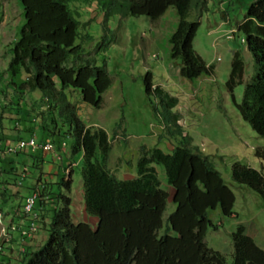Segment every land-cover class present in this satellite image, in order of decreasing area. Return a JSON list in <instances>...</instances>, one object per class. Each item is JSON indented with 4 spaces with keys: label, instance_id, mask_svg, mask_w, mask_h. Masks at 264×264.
Instances as JSON below:
<instances>
[{
    "label": "trees",
    "instance_id": "obj_1",
    "mask_svg": "<svg viewBox=\"0 0 264 264\" xmlns=\"http://www.w3.org/2000/svg\"><path fill=\"white\" fill-rule=\"evenodd\" d=\"M81 1H94L102 12L99 45L103 48L115 37L108 23L112 16L146 15L154 20L173 6L178 24L169 41L172 58L180 61V76L192 80L214 73V66L206 63L192 46L198 22L188 20V13L194 0H21L24 21L10 48L9 80L16 91L27 85L45 101L39 141L49 138L51 141H47L53 143L58 139L61 145L63 138H69L67 165H72L75 156L81 154L83 209L97 221L92 227L85 221L73 220L72 181L67 174L58 172L55 181L49 183L37 177L27 194L38 191L35 223L39 217H47V236L37 249L21 246L15 264H264V250L243 223H238L231 234V261L205 242L207 231L219 226L213 223L209 211L219 208L222 216H236L235 195L209 156L185 134L179 116L172 110L177 99L154 85L150 72L145 74L143 83L153 111L169 135L180 139L167 152L157 146H139L136 174L119 178L109 168L111 142L107 131L86 125L65 92L66 88L77 89L82 101L97 109L102 94L111 85L105 62L99 65L95 56L84 54L82 43L92 36L79 30L78 13L71 7ZM195 1L194 5H198ZM239 29L252 56L253 74L237 103L233 90L242 82L244 63L235 54L226 88L241 117L264 137V0L251 1ZM153 97L160 107L152 101ZM12 104L19 106L17 100ZM5 108L0 104V117ZM8 119L12 124L15 118ZM1 122L0 166L8 154ZM255 155L264 160V150L256 149ZM10 164L9 170L1 167L4 177L0 183L5 190L8 186L20 187L18 177H25L23 167L18 174L15 171L19 167ZM157 167L163 170L166 185L172 189L171 199L162 187ZM231 178L264 201L263 170L236 162L231 166ZM168 199L175 208L164 219ZM18 211L23 219H28L23 207L19 206ZM11 224L7 231H27V224L22 228L15 223V229ZM13 232L8 245L15 241ZM1 247L0 264H8L2 256L10 260V255L3 253ZM9 249L15 250L11 246Z\"/></svg>",
    "mask_w": 264,
    "mask_h": 264
},
{
    "label": "rangeland",
    "instance_id": "obj_2",
    "mask_svg": "<svg viewBox=\"0 0 264 264\" xmlns=\"http://www.w3.org/2000/svg\"><path fill=\"white\" fill-rule=\"evenodd\" d=\"M197 1L198 5H194V0L188 13V20L198 22L192 46L206 63L214 66L212 75L202 74L192 80L180 76V61L172 58L169 41L178 24V15L173 6L154 20L146 15L112 16L108 23L115 37L103 48L99 45L103 34L100 26L102 12L94 1H81L71 4V7L78 13L79 30L92 36L91 40L82 43L84 54L95 56L99 65L105 62L111 85L102 94V103L97 109L83 102L77 89L66 88L65 92L77 106L78 116L86 125L99 126L107 131L111 142L108 166L119 178L125 174H136L139 146H157L167 152L180 139L170 136L156 117L145 92V74L150 72L152 83L177 99L172 110L179 116L185 134L191 138L193 145L209 156L235 195L233 210L236 216H222L219 208L210 210V218L219 226L210 228L205 236L209 247L225 254L227 260L231 261V234L238 223L246 225L248 234L264 250V201L246 185L238 184L231 178V166L236 162L263 170L264 174V160L255 155L256 149L264 150V137L259 136L241 117L226 88L235 54L244 63L242 82L233 90L237 103L241 102L244 85L253 74L252 56L247 49L245 35L239 29L252 0ZM23 21L21 0H0V104L6 106L0 121L3 127L8 125L14 130L19 122L29 124L40 136L39 125L45 115V101L27 85L22 86V91H16L7 72L10 48L19 36ZM76 43H80L79 40ZM16 100L19 106L12 104ZM152 101L160 107L157 99L153 97ZM10 117L15 118L12 124L8 119ZM56 140L50 143L49 139L51 148L48 149L49 153L46 152V158L43 153L37 154L35 168L29 169L24 179L18 177L22 186L18 192L12 191L14 186L5 190L2 188L4 184L0 183V246L7 245L2 231L6 232L8 228L9 213H15L21 206L26 188L35 182L36 177L46 183L55 181L56 174L61 171L72 181L70 197L73 220L95 226L97 220L83 209L81 154L75 156L74 165H67L68 155L59 147L55 148L58 144ZM62 140L68 150L70 139ZM55 152H58V156ZM51 154L59 159H52ZM12 158L8 154L3 157L0 180L4 177L1 167L5 168L4 171L9 170L10 162L14 164ZM44 161L45 166H42ZM157 170L163 186L168 188L163 170L160 167ZM20 171L15 172L19 174ZM3 191L6 193L3 194ZM170 199L163 214L164 219L175 208ZM46 218L39 217L35 229L41 227L40 230L44 231ZM37 229L32 231V235ZM18 240L14 241L17 243H14L17 245L16 252L20 248ZM2 258L8 264H14V258L8 260L5 255Z\"/></svg>",
    "mask_w": 264,
    "mask_h": 264
},
{
    "label": "crops",
    "instance_id": "obj_3",
    "mask_svg": "<svg viewBox=\"0 0 264 264\" xmlns=\"http://www.w3.org/2000/svg\"><path fill=\"white\" fill-rule=\"evenodd\" d=\"M13 86L15 87V85H13ZM34 92L37 93V91H34ZM37 96L39 97L38 93H37ZM17 125L18 126L16 127V130H12V131L7 130L8 125L4 126L3 133L5 134L6 139H7L5 144L13 143L19 138H27V137H29L31 135H34L39 140V136L35 134V130H32V132L30 131V129H31L30 127L31 126L29 124H25L23 122H19ZM46 139L49 140V138H46ZM57 147H59L61 150L64 151L65 154H67L66 144H65V146H62V144L61 145L57 144L55 146V148H57ZM39 153H43V157H45V155L47 153H49V152L46 153V152H43V151L38 150V149H36V150L25 149V150L21 151L20 153H18L16 155H13L12 159H14V164L12 165V167H14V168L19 167V169H21V167H23V169H25V173L27 174L29 169L35 168V165H36L35 157ZM56 153L58 154V152H56ZM51 158L52 159L54 158L55 160L59 159V158L56 159L53 154H51ZM45 163H46V161H44L42 166H45ZM72 165H74V163H72ZM49 167H51V166H49ZM50 170H51V168H50ZM26 174H25V177H26ZM127 175L126 174L123 175L122 178H124ZM36 179H37V177H36ZM36 179H35V181H36ZM33 184L30 187H27L26 191L23 192L24 196L27 195V193L30 191V189L33 186ZM163 185H164V183H162V187L164 189H166V191L171 195L172 194V189L169 186H168V188H165ZM10 187H12V186H10ZM20 187H22V186H20ZM15 188L12 190L13 192L19 190V187H15ZM13 192H11V193H13ZM22 202H23V200H22ZM20 207H22V206H20ZM19 212L20 211H16L15 213L14 212L9 213V223H12L11 227L16 226L15 225V223H16L17 225H19V226H21L23 228L25 226V224L27 223V220L23 219ZM46 220H47L46 222H48L47 218H46ZM43 225H44V223H43ZM40 228L41 227H39V230H37V232L34 233L32 236L26 237V238H25V236H22L20 232H13V230H11V229L8 231V233H9V235H11L12 232H13L14 239H18L19 238L20 241L18 240V243H19L18 247L19 246H22V247L29 246V249H37L44 243V241L46 239V236H47V230H46L47 229V225L45 226L44 231L42 229L40 230ZM14 243L15 242H13V243H11L9 245H8V243H6L7 245H4L3 249L2 248L1 249L3 250V253L8 254V256L10 255V260H12L11 256H12V258H14L12 261L15 264L16 263L15 257H17V255H18V251L16 252L17 245H15V244H17V243H15V244ZM10 246L12 248H14L15 250L9 249Z\"/></svg>",
    "mask_w": 264,
    "mask_h": 264
},
{
    "label": "built area",
    "instance_id": "obj_4",
    "mask_svg": "<svg viewBox=\"0 0 264 264\" xmlns=\"http://www.w3.org/2000/svg\"><path fill=\"white\" fill-rule=\"evenodd\" d=\"M62 146H65V141L62 142ZM25 149H31V150H41L43 152H48L47 148V139L44 141H39L34 135L29 136L28 138H20L17 139L13 143H9L6 145L5 152L8 154H17ZM55 154L58 156V154L55 152ZM25 170V169H24ZM26 174V173H25ZM25 174H22L24 176ZM38 198V191H32L31 193L27 194L24 197L23 200V212L28 215L27 220V231H21L22 236H32V230L35 228V221H36V200ZM12 229H15L12 227ZM4 230V229H3ZM2 234L6 236V241L10 240V235L8 231L6 232L2 231ZM21 250V246L19 248Z\"/></svg>",
    "mask_w": 264,
    "mask_h": 264
},
{
    "label": "bare ground",
    "instance_id": "obj_5",
    "mask_svg": "<svg viewBox=\"0 0 264 264\" xmlns=\"http://www.w3.org/2000/svg\"><path fill=\"white\" fill-rule=\"evenodd\" d=\"M47 148H51V144L47 141ZM37 215V214H36ZM37 217V216H36ZM38 227V226H37ZM37 229V228H36ZM35 228L32 230V231H35L36 230ZM24 230H27V229H24ZM38 230V229H37Z\"/></svg>",
    "mask_w": 264,
    "mask_h": 264
}]
</instances>
